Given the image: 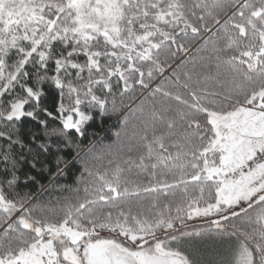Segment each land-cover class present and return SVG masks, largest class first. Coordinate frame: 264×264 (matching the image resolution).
I'll list each match as a JSON object with an SVG mask.
<instances>
[{
  "label": "snow or ice",
  "instance_id": "obj_1",
  "mask_svg": "<svg viewBox=\"0 0 264 264\" xmlns=\"http://www.w3.org/2000/svg\"><path fill=\"white\" fill-rule=\"evenodd\" d=\"M0 264H264V0H0Z\"/></svg>",
  "mask_w": 264,
  "mask_h": 264
},
{
  "label": "trees",
  "instance_id": "obj_2",
  "mask_svg": "<svg viewBox=\"0 0 264 264\" xmlns=\"http://www.w3.org/2000/svg\"><path fill=\"white\" fill-rule=\"evenodd\" d=\"M197 55H200L196 52V46H193L192 50L188 53V55L186 57H184L183 59L184 60H189L191 58H194L196 57ZM175 67V65H174ZM188 68H191L192 65L191 64H188L187 65ZM171 70H169L170 72ZM168 72L165 73V76H168ZM161 80H163V77H158L156 81H154L153 83V87L155 86L156 83H159ZM144 96H147V92H145L143 94V96L141 97V99H143ZM137 103H139V101H137ZM127 111V110H126ZM134 122V119H130V123H133ZM116 123V118L114 117L112 120H110L108 122V124H106L104 126V130L101 132V136L103 137V140H102V143L104 146H107V145H111L112 148L115 150L117 145L116 143H114L115 141V135H114V132L119 130V129H113L112 132H108L107 129L109 128H112V125ZM79 167V165L77 166ZM78 175V172L76 169H73L72 170V174H71V177L69 178V183H72L73 179L75 178V176ZM217 247H220L217 249ZM226 245L222 244V243H219V242H212V241H209L207 242L206 244L202 245L201 246V249L203 248V250H206L208 252V254L210 255H213L215 253L218 252L219 249H223V252L226 251ZM211 258H215V257H211ZM209 258V259H211Z\"/></svg>",
  "mask_w": 264,
  "mask_h": 264
},
{
  "label": "rangeland",
  "instance_id": "obj_3",
  "mask_svg": "<svg viewBox=\"0 0 264 264\" xmlns=\"http://www.w3.org/2000/svg\"><path fill=\"white\" fill-rule=\"evenodd\" d=\"M103 235H108V234L107 233H104ZM218 248H220V247H217V249ZM200 251H201V256L203 258H206V259H209L211 257H215V258H211V259H219L221 255H227V252L226 251L223 252V249L222 248L219 249L218 252L215 253V254H213V255L208 254V252L206 250H203V248L200 249Z\"/></svg>",
  "mask_w": 264,
  "mask_h": 264
}]
</instances>
